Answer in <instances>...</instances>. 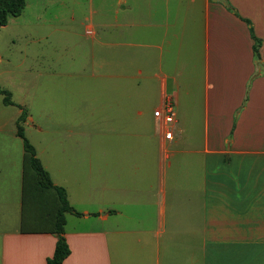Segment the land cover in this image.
I'll return each instance as SVG.
<instances>
[{
    "label": "crops",
    "instance_id": "1",
    "mask_svg": "<svg viewBox=\"0 0 264 264\" xmlns=\"http://www.w3.org/2000/svg\"><path fill=\"white\" fill-rule=\"evenodd\" d=\"M158 1L137 0L135 19L125 13L123 22L116 20L111 26L150 29L147 45L155 48L175 38L182 42L187 33L192 37L198 31L204 53L203 94L185 102L183 116L175 108L174 138L165 141L153 113L151 118L143 109L137 84L97 86L101 94L91 97H105L134 132H123L122 137H130L124 142L130 148L103 149L104 184L96 186L98 192L89 185L71 199L68 185L63 186L70 205L81 212L65 214L82 220L68 226L65 216L70 254L63 264H264V71L258 66L264 65V0ZM227 3L252 22L262 40L260 61L253 56L248 25L226 9ZM125 4L120 0L123 12ZM137 73L157 86L153 111L165 95L176 100L174 105L179 102L174 73L158 67L149 74L138 68ZM104 76L125 80L128 73L109 67ZM74 87L95 90L88 84ZM185 92L190 95V90ZM86 99L81 96L80 103ZM158 131L156 162L144 163L153 144L148 137ZM60 154L69 153L63 148ZM77 161L81 160L69 157L64 162L89 178L92 164ZM86 178L75 173L69 180L80 188L77 182ZM24 181L23 166L19 226L0 230V264H45L54 252L53 227H22L30 213L24 209L25 200H34ZM75 203L85 207L78 209ZM92 203L96 207L90 208ZM91 217L97 226L83 225Z\"/></svg>",
    "mask_w": 264,
    "mask_h": 264
},
{
    "label": "rangeland",
    "instance_id": "2",
    "mask_svg": "<svg viewBox=\"0 0 264 264\" xmlns=\"http://www.w3.org/2000/svg\"><path fill=\"white\" fill-rule=\"evenodd\" d=\"M125 5L128 8L123 12L120 0H25L21 14L9 16L7 24L0 27V87L11 92L14 102V105H3L0 94V230L19 226L23 166L24 184L34 198L32 203L25 200L29 197L24 198V209L30 213L25 214L23 229L54 227V217L60 207L53 189L36 191L35 173L24 160L22 139L16 134L18 126L24 129L53 183L68 185L73 199L79 189L89 185L98 192L96 186L100 188L104 184L103 149L130 148L124 145L130 137L122 136H126L125 128L134 132L133 125L121 120L105 97H91L101 94L97 86L137 84L142 90L143 109L151 118L157 105V86L146 75L138 77V68L147 74L157 67L162 72L175 74L179 86V102L175 108L181 116L189 98L197 100L202 96L204 53L198 31L192 37L187 33L182 42L175 38L170 45L157 42L159 48L151 47L147 45L151 43L150 29L111 26L116 20L123 22L125 13L135 19L137 0H126ZM88 27L94 34L87 33ZM108 43L116 44L108 47ZM109 67L125 68L128 77L124 80L104 76ZM171 82L168 78L169 87ZM75 84L94 85L95 90L77 89ZM187 90H190L188 96ZM81 96L88 98L85 104L80 103ZM22 109L26 115L21 119ZM158 133L148 137L153 144L144 155V163L156 162ZM143 147L146 148L144 143ZM63 148L69 154H60ZM69 157L80 159L77 162L81 164L91 163V176L86 178L85 171L70 169L71 165L64 162ZM75 173L86 178L77 182L80 188L69 180ZM75 205L78 209L85 207V204ZM89 205L94 208L97 204ZM65 216L68 226L75 220L82 223L75 216ZM96 224L93 217L83 221V225Z\"/></svg>",
    "mask_w": 264,
    "mask_h": 264
},
{
    "label": "trees",
    "instance_id": "3",
    "mask_svg": "<svg viewBox=\"0 0 264 264\" xmlns=\"http://www.w3.org/2000/svg\"><path fill=\"white\" fill-rule=\"evenodd\" d=\"M24 6L25 0H0V27L7 24L9 16H19ZM226 9L232 12L242 21L246 22V24L248 25L250 35L253 40V56L257 61H260V47L262 45V40L255 35L252 22L249 19L240 16L236 9L232 7L229 3L226 4ZM0 94L2 95L3 105H14V102L11 99V92L0 87ZM25 115L26 112L24 109H22L19 118L22 119L25 117ZM16 134L22 139L24 160H26L25 162H28L30 168L35 173V186L37 187L36 191L37 189L39 190L43 188H51L56 192L58 196L60 207L56 213V216L54 217L55 220L53 227L57 240L54 252L51 257L47 258L45 264H63V260L70 254V248L64 236L65 213H72L74 215L79 216L81 215V212L77 211L76 209H74V207L69 204L66 189L63 186L55 185L52 183L49 173L47 172V170H45L40 160L36 156V150L26 138L24 129L21 126L17 127ZM32 190H34L33 187Z\"/></svg>",
    "mask_w": 264,
    "mask_h": 264
},
{
    "label": "built area",
    "instance_id": "4",
    "mask_svg": "<svg viewBox=\"0 0 264 264\" xmlns=\"http://www.w3.org/2000/svg\"><path fill=\"white\" fill-rule=\"evenodd\" d=\"M90 30L87 31L89 33ZM154 118L159 123L160 134L165 141L174 138L173 125L176 121V110L171 96L165 95L161 105L153 111Z\"/></svg>",
    "mask_w": 264,
    "mask_h": 264
},
{
    "label": "water",
    "instance_id": "5",
    "mask_svg": "<svg viewBox=\"0 0 264 264\" xmlns=\"http://www.w3.org/2000/svg\"><path fill=\"white\" fill-rule=\"evenodd\" d=\"M223 3H226L225 0H222ZM258 66L260 68L261 71H264V65L261 62H258Z\"/></svg>",
    "mask_w": 264,
    "mask_h": 264
}]
</instances>
